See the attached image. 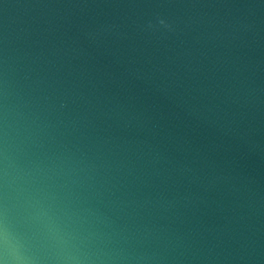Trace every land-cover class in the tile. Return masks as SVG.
<instances>
[{"label":"water","instance_id":"obj_1","mask_svg":"<svg viewBox=\"0 0 264 264\" xmlns=\"http://www.w3.org/2000/svg\"><path fill=\"white\" fill-rule=\"evenodd\" d=\"M0 264H264V0H0Z\"/></svg>","mask_w":264,"mask_h":264}]
</instances>
